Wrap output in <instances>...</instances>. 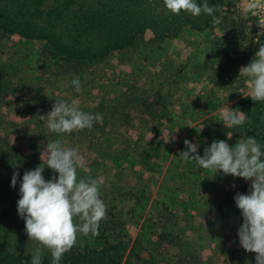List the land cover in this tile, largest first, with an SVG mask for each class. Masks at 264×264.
Returning a JSON list of instances; mask_svg holds the SVG:
<instances>
[{
    "label": "rangeland",
    "instance_id": "1",
    "mask_svg": "<svg viewBox=\"0 0 264 264\" xmlns=\"http://www.w3.org/2000/svg\"><path fill=\"white\" fill-rule=\"evenodd\" d=\"M154 1L136 44L126 39L128 26L95 30L79 44L53 36L57 29H0V264H31L37 248L42 264H52L50 250L29 240L17 202L24 173L43 163L41 153L57 139L84 157L88 172L78 175L104 178L101 198L108 209L99 235L81 234L63 256L66 264L96 256L119 264H256V253L240 244L243 216L234 199L249 194L251 180L222 170L215 175L194 160L184 162L180 153L186 139L201 156L215 140L231 146L248 136L264 141V126L252 123L256 101L244 96L249 78L239 76L264 45L258 25L264 0H206L218 24L206 14L175 15L163 0ZM54 4L48 0L43 8ZM56 98L78 100L103 123L71 134L50 132L47 114ZM258 106L263 112L264 102ZM224 110L244 112L246 124L225 127ZM43 175L58 178L47 166ZM206 216L214 221L207 232Z\"/></svg>",
    "mask_w": 264,
    "mask_h": 264
},
{
    "label": "clouds",
    "instance_id": "2",
    "mask_svg": "<svg viewBox=\"0 0 264 264\" xmlns=\"http://www.w3.org/2000/svg\"><path fill=\"white\" fill-rule=\"evenodd\" d=\"M163 2L166 9L175 15H180L182 11L194 17L206 14L213 17L214 23H220L214 15L216 9L209 6L206 0L204 3L197 0ZM258 25L260 34L264 35V19L259 17ZM239 76L249 78L250 93L243 95L250 96L253 101L264 102V45L259 47L248 65L240 68ZM71 83L76 92L81 91L79 77H74ZM221 121L227 128H242L247 117L242 111L224 110ZM97 122L103 123L102 115L81 110L78 100L69 102L56 98L53 109L47 114L46 126L50 132L62 135L91 130ZM227 135L231 139L232 136ZM184 143L187 150L180 153L184 162L194 160L202 169L212 170L215 175L222 170L225 175L251 180L249 194L237 193L234 197L243 216L238 236L247 252L256 253V264H264V150L261 144L252 136L237 141L234 146L225 140H215L201 156L197 144L187 139ZM41 159V165L23 175L18 213L26 222L29 240H35L49 249L52 264H60L65 253L78 243L81 234L99 235V225L107 218L108 211L101 198V187L105 181L103 177L78 175V170L88 172L84 157L78 149L65 147L60 139L48 141ZM45 166L58 173V178L53 176L46 180L43 175ZM18 177L19 172H14L11 180L13 187ZM31 264H42L39 248L33 254Z\"/></svg>",
    "mask_w": 264,
    "mask_h": 264
},
{
    "label": "trees",
    "instance_id": "3",
    "mask_svg": "<svg viewBox=\"0 0 264 264\" xmlns=\"http://www.w3.org/2000/svg\"><path fill=\"white\" fill-rule=\"evenodd\" d=\"M47 1L0 0V29L9 32H24V29L31 25L30 29L39 34L57 29L58 34L53 36H62L68 41L79 44L86 42V36L93 34L95 30L106 29L109 26H128L129 35L126 39L136 44L139 39L136 36L137 33L145 32L144 28L147 26L145 23L148 21L146 18L151 10L157 7L154 0H56V5L54 4L48 10L43 8ZM51 16H54L53 20L49 21ZM61 18H64V22L61 21ZM67 18L69 19L67 20ZM59 19H61V24H58ZM73 32H78V36L74 37L75 35L71 34ZM47 36H52V34H47ZM82 37L86 39L81 40ZM50 39L52 43L56 44L52 38ZM253 103L252 106L257 110L255 112L257 116L256 119L254 117L252 123L254 127L262 128L264 126V111L262 112V108L258 109L259 102ZM261 142L262 150H264V141ZM66 259L62 258L60 264L68 263ZM87 263L119 264L114 257L97 259V256L80 262V264Z\"/></svg>",
    "mask_w": 264,
    "mask_h": 264
},
{
    "label": "crops",
    "instance_id": "4",
    "mask_svg": "<svg viewBox=\"0 0 264 264\" xmlns=\"http://www.w3.org/2000/svg\"><path fill=\"white\" fill-rule=\"evenodd\" d=\"M211 217V218H210ZM209 218L206 216V217H204V219H206V222L208 223L207 224V226L206 227H202L203 228V231H211L212 230V228H213V223H214V221H213V217L212 216H210ZM203 219V220H204ZM200 225V224H199ZM199 228L201 229V227L199 226Z\"/></svg>",
    "mask_w": 264,
    "mask_h": 264
}]
</instances>
